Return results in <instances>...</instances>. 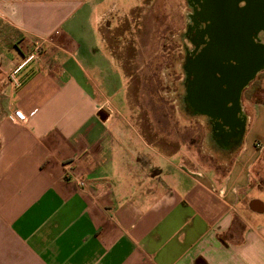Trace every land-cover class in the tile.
Here are the masks:
<instances>
[{
	"label": "crops",
	"instance_id": "obj_1",
	"mask_svg": "<svg viewBox=\"0 0 264 264\" xmlns=\"http://www.w3.org/2000/svg\"><path fill=\"white\" fill-rule=\"evenodd\" d=\"M149 1L0 0V264H264V101L233 125L183 114L189 143L157 147L153 94L130 89Z\"/></svg>",
	"mask_w": 264,
	"mask_h": 264
},
{
	"label": "rangeland",
	"instance_id": "obj_2",
	"mask_svg": "<svg viewBox=\"0 0 264 264\" xmlns=\"http://www.w3.org/2000/svg\"><path fill=\"white\" fill-rule=\"evenodd\" d=\"M177 3L175 0H166L163 4L159 0H154L155 7H149L145 12H140V14L144 13L147 16L140 15V18H143L135 21L141 25L134 33L139 37V45L151 46L148 48V55H150L148 59L151 61L145 65V71L148 74L145 75L144 79L133 78L130 82V89L133 92L140 89L153 94V97H149V102L153 103L155 107L153 129L155 144L157 147L171 152L178 150L184 143L188 144L189 139L194 135L190 134V130L184 128L186 118L183 117L185 113H183L181 101L184 94V71L181 59L185 51L191 50L192 43L186 34L180 31L184 16L183 19L180 18L181 13H176V11H178V7L182 8L183 13H186L187 10L183 3L180 2V5ZM168 12H170V16L167 17ZM126 32L130 31L115 33L114 40L116 43L111 48L115 56L121 59L126 72H132L134 66L131 65L130 58L134 54L130 50V43L119 47L122 39L128 38ZM116 36L120 37V41H118L119 37ZM6 41L7 37L1 38L4 45L1 43L0 52L6 54L8 58L12 57L13 53L17 55L18 51L13 44ZM109 41H113V38H110ZM257 73V76L255 75L256 77L254 76L255 78L253 77L244 86L245 89L243 88L240 96L241 105L264 101V73L261 74L262 77ZM140 99L144 102L147 100L145 97H140Z\"/></svg>",
	"mask_w": 264,
	"mask_h": 264
},
{
	"label": "water",
	"instance_id": "obj_3",
	"mask_svg": "<svg viewBox=\"0 0 264 264\" xmlns=\"http://www.w3.org/2000/svg\"><path fill=\"white\" fill-rule=\"evenodd\" d=\"M227 1L232 6L231 24L215 33V43L210 42L194 61L189 92L200 105V114L233 125L242 89L264 67V44L256 45L251 39L252 32L264 29V0ZM240 2L245 8L236 7ZM231 59L238 64H231Z\"/></svg>",
	"mask_w": 264,
	"mask_h": 264
},
{
	"label": "flooded vegetation",
	"instance_id": "obj_4",
	"mask_svg": "<svg viewBox=\"0 0 264 264\" xmlns=\"http://www.w3.org/2000/svg\"><path fill=\"white\" fill-rule=\"evenodd\" d=\"M178 5L180 2L183 3L184 8L187 10L186 13H183L182 8L178 7V11L180 12V18L184 16L182 22V28L180 31H183L186 34V37L192 43V48L190 51H185L182 57V67L184 71V79H183V97H182V107L184 109L183 113H187L190 115H202L200 114V105L195 101V99L191 96L190 84L194 80V72H193V63L196 58L207 48L209 47L210 42L215 43V33L220 34V30L225 28V26H229L231 24L230 14L232 6L229 5L227 0H224V3L218 5V2L215 0H175ZM220 4V2H219ZM141 6H145L147 8L154 6V0L149 1L148 3H142ZM219 6V7H218ZM246 4L244 2H240L236 4L237 8H245ZM155 7V6H154ZM144 9L138 11L140 13ZM171 10V9H168ZM224 12V15H223ZM168 12L167 14H169ZM183 13V14H182ZM219 15V18H218ZM222 16V18L220 17ZM185 20V21H184ZM133 26L140 27V23L133 22ZM215 38V39H214ZM214 39V40H213ZM252 42L256 45L264 44V29L255 30L251 34ZM231 64L237 65L238 62L231 59ZM264 68V67H263ZM261 68L260 70H262ZM209 118V117H208Z\"/></svg>",
	"mask_w": 264,
	"mask_h": 264
},
{
	"label": "built area",
	"instance_id": "obj_5",
	"mask_svg": "<svg viewBox=\"0 0 264 264\" xmlns=\"http://www.w3.org/2000/svg\"><path fill=\"white\" fill-rule=\"evenodd\" d=\"M39 47H35L32 52L30 54H28V56L17 66L13 69V71L10 73V75L8 76V81L14 85L17 86L18 82L17 80L14 78V74L21 69L29 60L33 59V57L35 56V54L38 52ZM182 62V60H181ZM11 119H16V120H23L25 117L23 115V113L19 110L14 111L11 116ZM75 183L78 185L79 188L83 189L86 184L83 180L79 179V178H75Z\"/></svg>",
	"mask_w": 264,
	"mask_h": 264
}]
</instances>
